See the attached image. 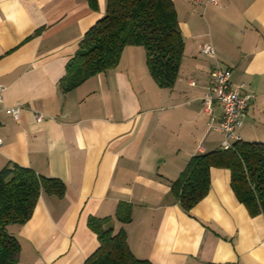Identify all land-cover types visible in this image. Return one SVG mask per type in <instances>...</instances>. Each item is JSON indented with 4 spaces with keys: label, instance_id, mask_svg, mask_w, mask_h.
Returning a JSON list of instances; mask_svg holds the SVG:
<instances>
[{
    "label": "crops",
    "instance_id": "obj_1",
    "mask_svg": "<svg viewBox=\"0 0 264 264\" xmlns=\"http://www.w3.org/2000/svg\"><path fill=\"white\" fill-rule=\"evenodd\" d=\"M171 1L183 49L170 86L154 80L141 45H126L114 67L66 88L68 64L107 0H0V170L30 168L64 184L7 226L17 264H83L98 246L90 217L123 230L151 264H264V216L238 200L229 169H210L206 195L188 211L173 186L193 156L222 146L202 109L216 63L252 96L238 135L264 144V0ZM206 43L214 55L200 52ZM18 103L16 119L7 108Z\"/></svg>",
    "mask_w": 264,
    "mask_h": 264
},
{
    "label": "trees",
    "instance_id": "obj_2",
    "mask_svg": "<svg viewBox=\"0 0 264 264\" xmlns=\"http://www.w3.org/2000/svg\"><path fill=\"white\" fill-rule=\"evenodd\" d=\"M126 45H141L154 80L162 87L170 86L183 49L172 1L107 0L105 14L84 33L68 64L66 88L114 67ZM213 167L229 169L231 188L238 200L250 213L264 216L263 143L240 137L230 148L221 146L193 156L182 177L173 183L182 209L190 210L206 195ZM42 192L61 196L64 184L30 168L11 165L0 170V264H17L19 244L7 226L25 223ZM117 219L126 222L128 213L118 211ZM88 226L96 234L98 246L83 264H151L133 255L124 231H114L107 218L90 217Z\"/></svg>",
    "mask_w": 264,
    "mask_h": 264
},
{
    "label": "built area",
    "instance_id": "obj_3",
    "mask_svg": "<svg viewBox=\"0 0 264 264\" xmlns=\"http://www.w3.org/2000/svg\"><path fill=\"white\" fill-rule=\"evenodd\" d=\"M196 5L202 6H219V0H193ZM200 52L208 55H214L215 49L211 44H203L200 47ZM230 70H223L216 63L210 71L209 83L202 96V109L208 116V127L220 131L224 135L222 148H230L234 140H239L240 136L237 129L244 123L245 112L248 102L252 97L250 94L242 93L244 85L236 84L234 87L230 85ZM5 87L0 85V102L2 101ZM219 108L220 115L214 114V107ZM21 104L8 107L7 111L14 118H18ZM43 115L39 112L34 113L36 121H41ZM3 139L0 137V146Z\"/></svg>",
    "mask_w": 264,
    "mask_h": 264
}]
</instances>
